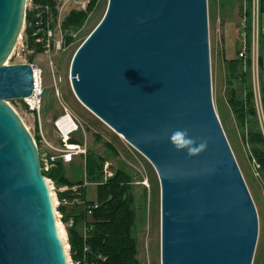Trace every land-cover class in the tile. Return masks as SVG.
I'll use <instances>...</instances> for the list:
<instances>
[{
	"label": "water",
	"instance_id": "95a60500",
	"mask_svg": "<svg viewBox=\"0 0 264 264\" xmlns=\"http://www.w3.org/2000/svg\"><path fill=\"white\" fill-rule=\"evenodd\" d=\"M208 0H109L77 50L76 98L138 150L161 188V264H253L255 203L213 103ZM27 0H0V264H70L33 135L8 101L30 98V65H5ZM187 132L196 155L177 150Z\"/></svg>",
	"mask_w": 264,
	"mask_h": 264
},
{
	"label": "rangeland",
	"instance_id": "374dc122",
	"mask_svg": "<svg viewBox=\"0 0 264 264\" xmlns=\"http://www.w3.org/2000/svg\"><path fill=\"white\" fill-rule=\"evenodd\" d=\"M108 2L109 0H100L95 12L89 15L83 28L73 37L76 40L74 44L54 53L51 57L43 54L31 55L30 53V55H25L27 58L34 56L33 61L41 67L44 73L45 93L41 110L42 127L40 128L36 114L29 110L24 100H13L8 101V103L21 117L35 142L38 140V144L37 142L36 144L40 153L45 150L41 136H44L51 144L59 145V138L52 123L55 116L63 114V106H65L83 124L86 133L80 131L76 137L77 140H86L89 151L98 156H106L104 143H112L116 149L117 157L109 158L107 162L111 163L113 174L117 168L124 167L134 176V182L141 180L142 176L148 178L149 189L140 184H134V194L138 205V264H161V188L154 167L138 150L85 108L76 98L71 86L70 71L73 58L80 46L102 21ZM207 2L213 103L259 217V239L253 264H264V180L258 173L255 162L249 157V149L243 131L238 128L232 110L227 104L230 99L245 96L241 95L244 92V87H242L238 77L247 78L249 73L243 71L241 60L235 58L243 47L240 36L243 16L247 19L248 35H250L252 20L249 24L246 13L251 10L252 19L253 0H208ZM260 36H264V10L260 11ZM20 47V43H17L14 50L15 54L13 52L5 65L19 64L20 58L17 57V52L20 51ZM225 50L227 59L220 62L221 85L218 86L215 59L217 54L221 56ZM228 51L230 52L229 60ZM253 86L256 87V95L260 99V85ZM96 136L101 138L100 142L97 141ZM85 165L86 159L77 157L75 161L65 166L67 177L72 180L74 178L83 180L86 176ZM144 198L146 199V206ZM86 199L90 203L97 201L96 184L90 183L88 185ZM144 206L146 207L145 212L141 208ZM65 232L66 235L61 233L63 238L66 237L67 239L66 242L64 239L66 244L68 237L67 231ZM146 240H148L149 255L144 250Z\"/></svg>",
	"mask_w": 264,
	"mask_h": 264
},
{
	"label": "trees",
	"instance_id": "16d2710c",
	"mask_svg": "<svg viewBox=\"0 0 264 264\" xmlns=\"http://www.w3.org/2000/svg\"><path fill=\"white\" fill-rule=\"evenodd\" d=\"M52 7V16L54 21L57 18L58 12L53 0H48ZM100 0H89L87 11L73 10L65 18L63 22V31L65 33L66 47L74 44L76 41L71 34L79 32L90 14L94 13L99 6ZM262 10H264V0H260ZM249 24L251 20V10L246 13ZM29 14L27 15V24L24 30L25 36L28 38L30 49H36V52H42L39 45L34 43V30L29 26ZM54 25H52L53 27ZM249 43H250V35ZM260 52H261V69L264 71V36H260ZM34 56L30 58L32 62ZM242 83L244 92L238 98L230 99L227 104L232 110V113L237 122L238 128L243 131V136L248 145L249 157L259 167L258 173L264 180V136L260 128L258 118L255 94L251 82V76L238 77ZM261 98L264 108V84L261 86ZM59 116H55L57 119ZM40 138V137H39ZM97 141H101L99 136H96ZM72 142H81L76 138L71 139ZM38 144V140L36 141ZM106 148V156H98L88 150L86 156L85 173L86 178L90 183L97 185V202L99 208L96 209L89 218L82 210H78L77 206L67 213V208L61 205L57 211L63 214L62 222L67 226L68 221L73 218L75 225L66 227L68 235V243L70 245L71 256L74 260H80L83 256L85 242L79 233V226L87 220L91 226L90 237L87 244L90 251L86 254V260L95 264H138L139 259V241H138V205L134 194V176L124 167L117 168L111 178L104 181L103 169L109 158H116L117 152L112 143H104ZM45 177L54 181L56 187L64 185L74 186L83 183V180L70 179L67 177L65 165L61 160L57 161L56 166L50 173H44ZM152 186L153 182L151 180ZM80 196L86 199V189L80 190ZM76 195L71 193L59 194L60 201L68 198L74 199ZM146 198V197H145ZM144 198V199H145ZM146 206V199H145ZM141 207L144 212L146 207ZM143 222V221H142Z\"/></svg>",
	"mask_w": 264,
	"mask_h": 264
},
{
	"label": "built area",
	"instance_id": "2783aa9c",
	"mask_svg": "<svg viewBox=\"0 0 264 264\" xmlns=\"http://www.w3.org/2000/svg\"><path fill=\"white\" fill-rule=\"evenodd\" d=\"M48 0H27L26 2V17L25 24L23 28L22 35L19 39L20 51L17 52V57L20 58L19 64H28L30 65L33 76H34V88L33 93L30 98L24 99L25 104L28 106L29 110L36 114L40 128L42 127L41 120V110L42 102L45 93L44 81H43V71L41 67L36 64L34 61H30V58L25 57L27 54H43L47 57H51L54 53L60 52L65 49L66 40L65 33L63 31V22L69 13L73 10L78 11H87L89 0H53L56 5V10L58 12L57 18L54 21L52 16V7ZM260 0H253V9H252V24L250 30V43L248 37V27L247 19L243 16L242 25H241V40L243 47L237 54L236 59L241 60L243 71L248 72L251 76V82L253 85H260V99L256 95L255 88L253 86L255 94V104L260 121V128L264 136V108L261 98V86L264 84V71L261 69V52H260V11L261 9ZM29 14V26L34 30L33 38L34 43L39 45L42 49V52H36V49H30L28 44V38L25 36L24 30L27 24V15ZM52 25H54L52 27ZM72 37H75V34H71ZM15 54V51H14ZM29 54V55H30ZM264 62V56H263ZM55 133L59 138V145L51 144L44 136L41 135V142H43L45 150L40 153L41 167L42 172L50 173L51 170L56 166L57 161L61 160L63 164H71L77 157L86 158L88 153V147L86 140L81 142H72V138H76V135L83 131L85 134V128L83 124L69 111V109L63 106V114L54 120L52 123ZM258 168L259 165L255 163ZM111 163L106 162L103 173L104 181L108 180L113 176V171L111 170ZM50 191L52 193L55 207L58 208L61 205L64 207L77 206L82 210L85 215L89 218L92 216L93 212L99 208L97 202L90 203L87 199H84L80 196V190L85 188L87 189L90 182L87 180L86 176L83 179V183L74 186L64 185L61 187H56L54 181L50 178H47ZM134 184H140L144 188L149 189V181L147 177L141 178L134 182ZM71 193L76 195L72 200L65 198L60 201L58 198L59 194ZM58 217V224L63 228L73 227L75 225V220L71 218L68 221L67 226L62 222L63 214L59 211H56ZM83 235L82 238L85 242L83 249V256L80 260H74L71 256L70 245L67 243L68 248V260L70 264H95L93 262H88L86 260V254L89 253L90 247L87 244V241L90 237L91 226L88 224L87 220L83 222ZM66 231V229H65ZM68 237V235H67ZM67 240V239H66ZM66 242V241H65ZM144 250L147 255H149V246L148 240L144 243ZM67 251V250H66Z\"/></svg>",
	"mask_w": 264,
	"mask_h": 264
},
{
	"label": "clouds",
	"instance_id": "9594fccd",
	"mask_svg": "<svg viewBox=\"0 0 264 264\" xmlns=\"http://www.w3.org/2000/svg\"><path fill=\"white\" fill-rule=\"evenodd\" d=\"M170 139L177 150L187 149L189 155H196L198 151L205 147L204 144L199 145V147L193 146L194 141L188 137L187 132L176 131Z\"/></svg>",
	"mask_w": 264,
	"mask_h": 264
},
{
	"label": "crops",
	"instance_id": "0c3cea01",
	"mask_svg": "<svg viewBox=\"0 0 264 264\" xmlns=\"http://www.w3.org/2000/svg\"><path fill=\"white\" fill-rule=\"evenodd\" d=\"M231 50V49H230ZM230 52L228 51V60L230 59V54H229ZM226 50H225V53H223V54H221V56H220V54H217V58L215 59V69H216V71H217V84H218V86H220L221 85V78H220V62H221V60H225L226 61ZM236 59V58H235ZM65 166L67 165V164H64ZM76 206H69V207H66L67 208V213L68 214H70V210L72 209V208H75ZM79 211H80V209L79 208H77ZM83 223H81L80 224V226H79V228H78V230H79V233L81 234V237H82V235H83ZM263 255H264V251H263Z\"/></svg>",
	"mask_w": 264,
	"mask_h": 264
},
{
	"label": "bare ground",
	"instance_id": "6f19581e",
	"mask_svg": "<svg viewBox=\"0 0 264 264\" xmlns=\"http://www.w3.org/2000/svg\"><path fill=\"white\" fill-rule=\"evenodd\" d=\"M83 105V104H82ZM84 106V105H83ZM86 108V107H85ZM119 136H121V135H119ZM122 138H123V136H121ZM124 139V138H123ZM58 228H59V232H60V236H61V239H62V241H63V243H64V245H65V248H66V252H67V254H68V248H67V243L65 244V242H64V239H65V241H66V237L65 238H63V236H62V233L61 232H63L64 233V235H66V232H65V229L61 226V225H58Z\"/></svg>",
	"mask_w": 264,
	"mask_h": 264
}]
</instances>
